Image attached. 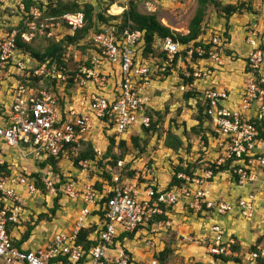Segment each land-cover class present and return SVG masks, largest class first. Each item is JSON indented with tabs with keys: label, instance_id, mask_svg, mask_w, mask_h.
I'll list each match as a JSON object with an SVG mask.
<instances>
[{
	"label": "built area",
	"instance_id": "built-area-1",
	"mask_svg": "<svg viewBox=\"0 0 264 264\" xmlns=\"http://www.w3.org/2000/svg\"><path fill=\"white\" fill-rule=\"evenodd\" d=\"M10 1L15 2L0 0V16L4 6H10ZM19 3L16 2L17 7L24 11L23 3ZM145 6L148 12L156 10L152 2H146ZM29 15L34 21L42 17L36 7L30 9ZM39 24L38 28L33 22L28 24L29 32L21 35L24 42H29V36L33 37L36 31L51 37L63 26L74 33L84 25V14L65 13L58 19L44 20ZM181 33L186 34L187 30ZM16 36V31L0 36V75L11 78V82L0 78V92L10 100L7 109L4 107L0 112V264H129L130 259L135 264H159L155 234L167 226L163 218L180 203L195 213L211 212L219 217L235 213L245 219L254 217L257 193L264 190V39L260 40L257 31H251L246 39L251 50L245 59L238 101L234 104L228 91L221 88L208 89L200 94L203 114L208 116V123L213 128L207 144L213 157L207 160L206 168L201 172L195 170L193 176L177 173V179L184 183L169 190L155 185L152 176L156 169L148 163L136 171L132 168L134 176L129 186H112L99 177L97 181H78L68 175L60 179L51 166L40 168V165L61 153L77 157L85 142L93 145L94 140H88V135L93 133L96 122L109 126L119 136L135 126L149 128V84L156 74H163L172 67L183 46L167 36L159 40L160 53L165 55V61L160 66L150 62L142 64L137 59L138 51L144 45L142 33L124 30L116 37L104 28L93 37L94 50L89 65L83 64L69 76L72 73L67 69L52 68L49 61L38 63L36 67L23 64L20 58L23 54L16 48ZM223 45L224 41L215 36L203 38V46L186 49L188 62L196 55L197 62L206 63L202 70L193 72L194 78L205 77L224 67V54L218 50ZM204 46H211V49L206 53ZM178 61H182L181 57ZM185 71L189 77L187 68ZM45 82L53 85L46 88ZM112 84L113 88L105 93L104 90ZM66 87L69 90L65 91ZM195 143L206 149L201 139ZM3 146L15 153L20 150L23 158L32 155L38 165L37 177L12 171L11 164L4 157ZM93 152V160L78 162V169L85 174L90 169L99 172L98 163L106 164L109 160L95 144ZM226 164L227 170L220 174H227L238 188L251 189L236 200L221 201L212 195L215 177L211 168L218 170ZM4 166L9 169L8 174L2 170ZM122 168L123 162L118 161L117 168L111 169L116 183L120 181ZM39 182L44 189L38 187ZM97 182L99 189L96 188ZM19 190L28 196L48 194L52 198L78 202L80 208L72 228L67 233L56 234L45 248L35 251L14 248L8 226L20 223L23 200ZM91 217L97 219L94 222L96 229L88 240L100 244L87 251L77 244V239L82 228L92 225L89 222ZM123 234H133L132 239L143 243L142 248L149 253L150 260L135 262L129 252L121 248L122 241L129 239L119 240ZM209 234L208 261L203 264H221L222 258L235 256V241L226 237L218 221L211 226ZM258 259L264 260V247L247 254L250 262Z\"/></svg>",
	"mask_w": 264,
	"mask_h": 264
},
{
	"label": "rangeland",
	"instance_id": "rangeland-1",
	"mask_svg": "<svg viewBox=\"0 0 264 264\" xmlns=\"http://www.w3.org/2000/svg\"><path fill=\"white\" fill-rule=\"evenodd\" d=\"M10 1V6L6 7L4 6V10L2 12V15L0 16V33L1 35H4L5 33H10L12 31H16L18 32V30L20 28H22L25 24V20H27L28 18L25 17V15L21 12V10L17 7L16 2H18V4H20L19 2H22V0H14ZM38 2H43V4H47L48 0H37ZM79 3H85V2H92L95 6V12H103L104 7L106 6L107 2H109L110 0H77ZM128 0H114V3H118L119 6H122L123 4H127ZM221 4L223 5H240V4H245L244 8L241 10V14H236V19H244V21L247 23L246 27L251 25V20L252 16H250V14L254 15H258L261 16L262 15V9L264 8V0H222ZM156 9H157V13L159 14V18L160 20L162 19V24L163 25H167L171 28H173L172 30L174 32H183L186 31V28L189 24L190 19L192 18L195 8H196V0H158V3L155 4ZM146 7V6H145ZM143 8L146 10V8ZM247 7L251 8L250 10L247 9ZM112 8H110V13H108L109 15L111 14H120V10L117 8L115 10V12L111 11ZM147 11V10H146ZM110 15V16H111ZM222 15L221 13V9H219V11H217L215 8L210 7L208 9L207 12V16L205 19V24H204V29H205V40L206 38H210L216 34H222L221 37H224L223 31H218V29H213V27L218 26V24H222V22H224V20H221L222 18H220ZM255 16V15H254ZM30 17V15H29ZM25 18V19H24ZM32 18V17H31ZM248 18V19H247ZM255 19V18H254ZM221 21V22H220ZM34 23V25L37 27L39 24H37L36 22L38 21H32ZM219 22V23H218ZM245 23V24H246ZM20 24H23L22 26H20ZM244 24V25H245ZM223 25V24H222ZM103 29L106 27L104 25H102ZM28 28V26H27ZM107 29L109 32H111L108 28ZM47 30V29H46ZM254 30H256L254 28ZM253 31V30H252ZM29 32V29L28 31ZM245 32H248V28L247 31L245 30ZM258 32V31H257ZM93 33V32H92ZM73 33L71 31L68 30V28L66 26H63L62 28H60L59 30L54 31V35L51 37H47V35H40L39 32H35L33 37L30 38L29 36V42L32 41V39L37 36L33 42V46H44L47 45V41H61L63 38H65L68 35H72ZM0 35V36H1ZM41 37H45L47 39H42ZM93 37L94 34H90V36L87 38V40L82 41L81 43H79L78 45H74L69 47V49L67 51L64 52L63 55V59L64 62H66L65 66L59 65L56 61H54V63H51L50 60H47L50 62V64L52 65V68H58V67H65V69H67V72H70L72 74H70L69 76H72L75 72V70H77L79 67L83 66V64H85V62H89V59L91 57V53L93 52L94 48H93ZM248 37V36H247ZM260 40L264 39V32L262 34H260ZM247 42V41H246ZM28 43V42H27ZM84 46V47H83ZM154 47V45H153ZM250 50L251 47L249 46ZM154 52L155 53H159L160 52V47H154ZM18 53H21L18 50ZM23 54V53H21ZM19 55V54H18ZM138 62L140 63H146V60L150 61V64L155 63L156 65L160 66V64L162 62L156 61L155 58L152 57H148L146 60L143 56V49L141 48L138 51ZM20 58L22 59L23 64H25L26 66H30V67H36V65L38 64L35 60H33L29 55H21ZM237 59V58H236ZM45 61V62H47ZM174 71H176V75H175V79L174 81L171 83V86H173L174 88L179 87V90L174 89V93H169L171 96L170 102L168 103V99H169V95H164L162 96V99H159L160 103H161V108L159 111V115L160 117L153 115V121L157 122V128L155 131L148 133V134H144V131L141 130L139 127H132L130 129V131L128 133H125L122 136H119L118 134L114 133V131H112L109 126H105L104 124H101L99 122H96L95 126H94V131L93 133H90L88 135V140H94V144L96 147H98L101 151H104L106 154V150L108 148V144L107 141L109 139V137H111L112 135L116 134L115 137V141L119 142L120 140H125L127 142V147H125V162H123V167H125L126 164L129 165L128 170L131 171L132 168L136 171L139 170L144 163H148L151 164L155 167L156 169V173L157 175H160L161 179L163 180V184H169L170 181L172 180V174L175 171V168L179 165L182 164L183 166H186L187 163H192L195 160V163L197 165L198 170L201 172L202 169L206 168L205 164L207 162V160H210L213 157V153H212V149H210L211 147L206 149H203V146H200L198 144H196V140L198 139V137H194L193 135L191 136V134L188 133V131L190 130V127H188L187 125H189L191 123V120L193 118H195V115L197 114V110H198V104L199 106L202 104V101H197V97L196 98H191L192 99V110H189V108L185 107V109L183 110V113L179 112L176 106L179 105V103L181 102L182 104L186 103L184 101V91L182 90V88H180V84L183 83V80L179 79V70H177L176 68H174ZM182 75L183 73L186 76V71L185 68L183 67L182 69ZM167 72V71H166ZM165 73V72H164ZM173 75V74H172ZM213 75V73L208 74L205 77L199 78V79H194V80H199L197 83V89H200V92H198L199 94V98H201L200 94H203L204 92H206L208 89H212L211 87H206L203 86L204 85V79H210L211 76ZM184 76V75H183ZM157 78V77H156ZM159 78V79H158ZM157 80H161V78H164V76L162 74H160L158 76ZM185 78V77H184ZM155 79V78H153ZM167 79V78H166ZM175 82H178V84L176 85ZM31 87L36 88L34 85L29 84ZM44 85H46L48 88L51 87L50 82H45ZM45 86V87H46ZM68 87H66L67 91ZM69 90V89H68ZM73 91V90H72ZM70 90V92H72ZM192 92H197L196 90L192 89ZM56 93L59 95V91L56 90ZM67 93V92H66ZM60 98V97H59ZM181 98V99H180ZM189 99V100H191ZM203 108V107H202ZM159 110V109H158ZM182 111V108L180 109ZM150 114L153 113L152 110H150L149 112ZM152 120V118H151ZM205 128H209V133H208V138L212 135V126L211 124H209L208 122L205 124ZM91 131V130H90ZM91 131V132H92ZM184 131H187V133H185ZM169 134H172L173 136H176L178 138H180L182 140V147H178L177 150H174L173 147L177 146L178 143L175 140L174 137L169 136ZM139 136L140 140H139V146L135 147L131 142H130V137L131 136ZM169 137H171L169 139ZM171 143L170 145L167 144V142ZM1 144V143H0ZM169 146V148H168ZM190 146V147H189ZM171 151H170V150ZM3 152H5L4 157L5 159L8 161V163H10V167L12 171L18 172L24 176H28V175H32L37 169H38V165L36 162H34L32 160V155H28V157L23 158L20 156V150L19 153H15L14 150H11L9 148H6L3 146L2 148ZM121 152V150H118V154ZM8 155H10V157H8ZM71 154H65V158L63 159L62 164H60V170L65 174L70 172L73 170L71 169L76 168L75 166H73V162L71 161ZM158 158H160L158 160ZM188 165V164H187ZM78 169V167H77ZM123 169V168H122ZM161 169H165V171H162ZM128 172V171H127ZM159 172H161L159 174ZM89 175V173H88ZM65 176V175H64ZM124 176L127 177L126 175V171H124ZM59 178V177H58ZM89 178L92 179L94 177H92L91 175H89ZM88 178V179H89ZM152 178H154V176H152ZM223 178H226V180L228 181L229 176L226 174H223ZM123 181V180H122ZM232 182V181H231ZM131 183V179H125L121 184L123 186H129V184ZM139 185V184H138ZM168 186V185H167ZM232 189L235 190V192L239 191L237 190V188L235 186H232ZM255 191H257V188H254ZM27 196V195H25ZM38 201L41 204H36L35 207L33 208V210L35 212H39L40 210H44V212H46L45 214H47L48 216H50L51 214L49 213L47 207H44V204H49L52 205V197L47 195H41V196H37ZM25 198V197H24ZM23 198V204H25V199ZM44 198V202H42ZM257 200L259 199H263L264 200V195L260 196L258 195V197H256ZM47 199V201H46ZM264 206V202H262V207ZM182 208V210L186 209V205L181 204L180 206ZM33 211V212H34ZM31 212V210H30ZM191 213V212H190ZM40 214V213H39ZM193 214V213H191ZM190 216V215H188ZM218 220L224 218V217H219L214 215ZM40 215H37V219L39 221H43V220H47L46 218L41 219ZM197 219V218H195ZM34 220V219H33ZM56 220H58L59 222H66L64 219H62L60 216H58L56 218ZM217 221V220H216ZM27 222H32V220H28ZM34 222V221H33ZM219 222V221H218ZM48 223V222H46ZM25 224V223H24ZM39 224V223H38ZM183 223H181L180 225H182ZM48 227L50 228L51 224L48 223L46 224ZM180 225H177V230L180 227ZM41 227V224L39 225ZM185 226V225H183ZM182 226V227H183ZM185 228V227H184ZM42 230V228L40 229ZM68 230V229H67ZM68 231H66L67 233ZM172 235H171V233ZM37 233L39 234L40 232L37 229ZM60 233H64V232H60ZM59 234V233H58ZM170 234V235H169ZM180 234V235H179ZM263 234H264V230H263ZM262 234L261 238L260 235L259 237H257V241L258 243H254V245L257 246H264V235ZM56 235V234H55ZM54 235V236H55ZM165 235H167L166 239H168L167 244L171 245L173 250L172 253L170 255V257L167 259V262L165 264H202L201 260H196L195 258H190L186 259L185 257L181 256L182 258H180L179 254H181V247H179V242L180 241H185L187 240L186 238H188L187 235L184 234V232L182 231L181 233H177V231H168L167 233L165 232ZM142 239H144L142 237ZM256 241V242H257ZM137 244H141L142 247H144L143 243H141L139 240L134 241ZM131 242V241H126V242H122V246H131L134 245L135 243ZM256 246H251L250 250H248L250 253L253 252L254 250H252V248H255ZM124 250L126 248L121 247ZM249 248V247H248ZM179 251V253H174L176 251ZM132 258V257H131ZM144 260H150L149 256L147 257L145 255V257L143 258ZM224 259V258H222Z\"/></svg>",
	"mask_w": 264,
	"mask_h": 264
},
{
	"label": "crops",
	"instance_id": "crops-1",
	"mask_svg": "<svg viewBox=\"0 0 264 264\" xmlns=\"http://www.w3.org/2000/svg\"><path fill=\"white\" fill-rule=\"evenodd\" d=\"M112 6L115 8L113 9V12L118 8L120 10L119 13L123 11V8L118 5V3H114ZM262 15L258 16L256 14H250L252 16L251 25L252 27L248 26L246 27L247 23L244 21V19H236L237 15H233L229 22L227 23L225 19L222 24H218V26L213 27V29H218V31L225 32L226 29H228V34L230 36V40L228 44H225V50L230 52L229 54H224L223 61H224V67L217 68L214 72L211 78L204 79L203 86L211 87V88H221L230 94L231 99L233 100V103L238 101L239 96L242 91V84L244 79V71H245V59L250 51L249 45L246 42L247 36L249 33L256 29L255 31H258L259 35L264 32V8L262 9ZM119 15V14H116ZM255 18V19H254ZM248 19V18H247ZM164 21H161V23ZM221 22V21H220ZM219 23V22H218ZM246 23V24H245ZM245 24V25H244ZM165 26V25H164ZM171 31H173L171 27L167 26ZM248 32H245V30ZM181 33V32H179ZM183 34V33H181ZM1 35V33H0ZM221 36L222 34H217ZM159 41V40H158ZM154 43V47H158L160 42ZM160 47V46H159ZM237 58V59H236ZM146 60V59H145ZM150 62L149 60H146V63ZM205 62H195L192 66L195 70H202ZM210 66L209 64H207ZM187 68V65L183 61H178L175 65V68L179 70V79H182V69ZM189 71V70H188ZM173 74V75H172ZM160 74H156L152 80V82L149 84L148 92L151 97V102L149 105L148 111L152 110L153 112L160 111L161 103L159 99H162V96L169 95V99L167 100L168 103L170 102L171 96L169 93H174V89L179 90V87L174 88L171 86V83L175 79L176 71H174V68L172 69L169 76L161 78V80H157L158 76ZM185 76V74L183 73ZM157 77V78H156ZM0 78H6L7 81L11 82V78H8L6 74H1ZM167 78V79H166ZM159 79V78H158ZM172 81V82H171ZM199 81V80H198ZM197 80H194L192 85H187L184 83L180 84V88L184 91V94L188 93L189 91H192V89L196 90L197 93L200 92V89H197ZM176 85L178 82H175ZM187 85V86H186ZM114 84L108 86L104 92L108 93L112 88ZM88 90H92L91 87H88ZM183 94V95H184ZM184 97V96H183ZM181 99V98H180ZM191 99V98H190ZM185 104L179 103L175 109H178L179 112L183 113V110L185 107L189 108V110H192V99H186L184 97ZM197 101H199L197 99ZM10 103L9 96L5 95L3 92H0V112L4 109V107L7 109L6 106H8ZM182 108V111L180 110ZM159 109V110H158ZM196 125V121L194 119L191 120V123L187 125L188 127H193ZM94 146V144H93ZM170 150V149H169ZM171 151V150H170ZM5 154V152H4ZM10 157V155H8ZM160 158H158L159 160ZM63 161V160H62ZM61 161V162H62ZM64 163V162H62ZM60 163V164H62ZM60 167V165H59ZM73 169L70 172L65 174L61 171L60 175L58 176L62 177L64 175H68L69 177H72L75 180L82 181L89 178L88 174H85L80 171V169L77 168H71ZM162 171H165V169H161ZM197 170V169H196ZM36 172V171H35ZM34 172V173H35ZM161 172H159L160 174ZM36 174V173H35ZM154 183L155 185L160 189H167L169 184H163V180L160 178V175H157L156 171L154 173ZM91 181H97L98 177L97 175L94 176V178L90 179ZM232 186H235L232 182L230 177L228 178V181L226 178H223L221 176L220 178H216L214 180V188H213V197L217 198L221 201H230V200H236L240 196L245 195L248 191L251 189L248 187L244 188H237V192L232 189ZM18 194H21L22 200L25 199V204L21 205L23 212L20 214V223L16 226H10L9 235L13 242H18L21 240L22 236L27 230V224L32 226V229L30 231L29 237L26 242H24L21 245L22 250H38L45 248L54 238L55 234H58L60 232H66L69 231L73 224L74 219L76 215L78 214L80 204L74 203L72 201H69L65 198H52V205L44 204V207H47L48 211L53 209L55 204V199L57 200V205H59V208L56 211L55 217L51 221H38L37 215L45 214L44 210H40L39 212H35L33 208L36 204H41L37 196H25V194L19 190ZM258 195L263 196L264 190H262L260 193H257ZM44 198L42 202H44ZM47 201V199H46ZM262 202H264L263 199H259L255 201V214L252 219H245L239 216L238 214H230L227 216H224V218L218 220L216 217H214L211 212L207 213H195L189 208H186L182 210L180 207L182 203L178 204L176 207L173 208L172 212L166 216L165 221L167 222V226H165L163 229L159 231L158 234H155L156 238V252L161 253L165 250L169 249L172 253V246L168 245L166 239L167 235H165V232L168 231H177V233L184 232L185 235L188 236L185 241L179 242V247H181V254H179L180 258L181 256L185 257L186 259L195 258L196 260H201V263H205L208 261V257L206 254L207 245L210 242V228L211 226L217 221L222 225L225 235L227 238H232L235 241V245L233 250L235 251V256L222 259L221 264H259L258 261L250 262L247 260V254L250 252L251 246H256V250L258 248L264 247L254 245V243H258L256 240L257 237L262 236L263 230H264V206L262 207ZM33 207V208H32ZM31 210V212H30ZM34 211V212H33ZM193 214H191V213ZM40 213V214H39ZM190 215V216H188ZM60 216L62 219H64L66 222L62 221L59 222L56 220V218ZM197 218V219H195ZM34 219V220H33ZM28 220H32V222H27ZM97 219L94 217H91L89 219V222L94 225V222ZM34 221V222H33ZM53 224L50 228H47L48 226L46 224L48 223ZM25 223V224H24ZM39 223V224H38ZM183 223L182 225H180ZM41 224V227L39 226ZM177 225H180V227L177 230ZM185 225V226H183ZM183 226V227H182ZM185 227V228H184ZM42 228V230H40ZM37 229L40 232L37 233ZM68 229V230H67ZM171 233V232H170ZM170 235V234H169ZM172 235V233H171ZM180 235V234H179ZM264 235V234H263ZM127 241L134 242L136 239H128ZM257 241V242H256ZM134 245L131 246H123L126 248V250L131 255L132 259L135 262H141V261H147L143 258L145 255L148 257L149 253L142 248L141 244H137L134 242ZM236 247V248H235ZM249 247V248H248ZM254 250V251H256ZM174 253H179L177 250ZM157 254V255H158ZM171 255V254H170ZM172 256V255H171ZM170 257V256H169ZM150 259V256H149ZM228 259V260H227ZM233 259H237L238 261L235 262Z\"/></svg>",
	"mask_w": 264,
	"mask_h": 264
},
{
	"label": "trees",
	"instance_id": "trees-1",
	"mask_svg": "<svg viewBox=\"0 0 264 264\" xmlns=\"http://www.w3.org/2000/svg\"><path fill=\"white\" fill-rule=\"evenodd\" d=\"M146 2H152L154 4L158 3V0H128L127 4H123L122 7L123 11L116 16H110L107 11L110 9V7L114 4V0H110L107 2L106 6L104 7L103 12H95V6L92 2H85V3H79L77 0H48L47 4H43V2H38L37 0H22V3L25 7L24 11H21L27 20H25V24L22 28H20L17 32V36L15 38L16 41V48L24 55H29L33 60H35L37 63H44L47 60H50L51 63H54L56 61L59 65L65 66L66 62H64L63 55L64 52L69 49V47L78 45L84 40H87L90 34H98L103 31L102 25L106 26L105 28H108L113 34H115L116 37H119L124 30H128L130 32H140L143 34V41L144 45L142 47L143 49V56L145 59H147L149 56L154 57L156 61L164 62L165 61V55L163 53H155L154 52V43H156L158 40H163L165 37L170 36L175 41H178L182 46L183 50L181 54L177 55L173 62L172 67L167 68V72L163 73L162 75L164 77H167L170 75L171 70L175 68V65L177 64L179 57H181L182 61L187 65V70H189L190 76L186 77L182 75V79L184 80V83L187 85H192L194 81V77L192 76L194 72V68L192 67L195 62H197L198 58L195 55L193 60L191 62H188L186 60L185 51L187 48H190L192 46H203V38L205 36V19L207 16L208 9L210 7L215 8L217 11L221 9V13L223 16L220 18L225 19V21L228 23L230 18L233 15L241 14V10L244 8L245 4L240 5H223L221 4L222 0H196V8L194 11V14L192 18L189 21V24L186 28L187 33L181 34L174 31H171L168 27L164 26L159 18V14L156 12L157 9L154 12H148L145 9V3ZM36 7L40 13H41V19L36 22L39 24L40 22L44 20H51V19H58L60 16H62L65 13H76V12H82L84 14V25L76 30L72 35H68L65 38H63L61 41H47V45L44 46H33V42L37 36H35L31 42H24L21 38V35L28 31V24L31 23L33 20L31 16L29 17V11L31 8ZM112 12L115 8L114 6L111 7ZM248 10L251 8L247 7ZM3 12V11H2ZM25 19V18H24ZM23 24H20L22 26ZM40 26V24L37 26V28ZM93 32V33H92ZM224 37H221L219 35H214L212 37H219L224 41L223 48H218V50L223 54H229L230 52L225 50V44L229 43L230 36L228 34V29L225 30L223 33ZM44 39L43 37H41ZM47 39V38H45ZM159 42V41H158ZM84 47V46H83ZM206 53L211 49V46H204ZM264 48V46L262 47ZM207 55L204 56L206 58ZM86 65H89L88 62H85ZM65 68V67H64ZM185 77V78H184ZM186 85V86H187ZM46 85H44L45 87ZM46 88H48L46 86ZM184 97L186 99L190 98H196L199 99V94L197 92L189 91L188 93L184 94ZM197 114L195 115L194 121H196V125L191 127L188 131L191 136L198 137L202 141H204V145L207 146L208 144V133L209 128H205V124L210 121L208 116L203 114L204 108L199 104ZM151 120V125L149 128H140L144 131V134L151 133L156 130L157 122L153 121V115H156L160 117L158 112L148 113ZM112 126V125H111ZM187 133V131H184ZM169 136L174 137L177 141L178 145L174 146L173 149L177 150L178 147H182V140L176 136H173L172 134H169ZM116 134L109 137L107 144L108 148L106 150L105 159H109L106 164H103V162H99L97 165L96 171L95 169L89 170V175L94 177L97 175L102 181H105L109 183L112 186H116L118 184H121L125 179H132L134 176V171H129V165L126 164L125 167L120 171L121 177L120 181L118 183L114 182L112 179V170L117 168L118 161L125 162V147H127V142L125 140H120L119 142L115 141ZM169 137V139L171 138ZM130 142L135 146H139V136H131ZM168 145L171 143L167 142ZM190 147V146H189ZM169 148V146H168ZM121 150V152L118 154V150ZM71 154V153H70ZM69 154V155H70ZM65 155L61 153L57 158H49L47 161L42 163L40 165V168H45L46 166H51L56 174L61 173L60 170V163L65 158ZM71 161L73 162V166L76 168L78 167V162L80 160H93L94 158V152H93V145L90 142H85L81 145L79 149V153L77 157H74L71 154ZM188 164V165H187ZM186 166H183L182 164H179L175 171L173 172L174 175L172 176V180L170 181L168 188L166 190L171 189L172 187L176 185H181L184 182L182 180L177 179L176 174L183 172L186 173L189 176H193V173L195 172L197 168L196 164L193 163H187ZM3 171L5 173H9V169L7 166L2 167ZM228 168V165L226 164L223 167H220L218 170H216L214 167L211 168L213 171V174L220 175L221 172L226 171ZM112 169V170H111ZM124 171H126L127 177L124 176ZM128 171V172H127ZM32 176L37 177V174L33 173ZM60 179L62 177L60 176ZM123 180V181H122ZM39 181V179H38ZM38 187L41 189H44L43 184L41 182L38 183ZM96 188H100V184L96 183ZM59 208V205H57V200L55 199V204L53 209L49 211L51 214L48 216L47 214H41L40 217L42 219L46 218L49 221H51L56 214L57 209ZM39 217V218H40ZM165 220V218H163ZM39 221V220H38ZM27 230L22 236L21 240L18 242H13L12 246L16 249H20L21 245L27 241L30 231L32 229V226L27 224ZM96 226L91 225L87 228H82L79 231L77 244L81 245L85 250L89 251L91 248H94L95 246L99 245L98 242H92L89 241L90 235L95 231ZM10 226H8V234H9ZM124 237H127L129 239L133 238V234H123L119 240L123 239ZM123 242V241H122ZM236 248V247H235ZM252 250H256V248H252ZM171 254V251L169 249L165 250L164 252L159 253L156 256V259L159 264H165L167 262V259L169 258ZM131 257V255H130ZM225 259V258H224ZM228 260V259H227ZM235 262H237V259H233ZM259 264H264V260L258 259L257 260ZM129 264H135L133 261H129Z\"/></svg>",
	"mask_w": 264,
	"mask_h": 264
},
{
	"label": "bare ground",
	"instance_id": "bare-ground-1",
	"mask_svg": "<svg viewBox=\"0 0 264 264\" xmlns=\"http://www.w3.org/2000/svg\"><path fill=\"white\" fill-rule=\"evenodd\" d=\"M214 175V180L216 179V178H220L222 175L220 174V175H215V174H213Z\"/></svg>",
	"mask_w": 264,
	"mask_h": 264
},
{
	"label": "clouds",
	"instance_id": "clouds-1",
	"mask_svg": "<svg viewBox=\"0 0 264 264\" xmlns=\"http://www.w3.org/2000/svg\"><path fill=\"white\" fill-rule=\"evenodd\" d=\"M111 7H112V6H111ZM111 7H110V8H111Z\"/></svg>",
	"mask_w": 264,
	"mask_h": 264
}]
</instances>
